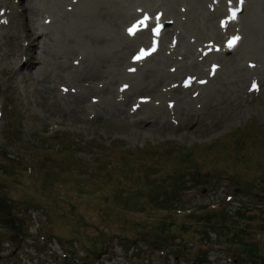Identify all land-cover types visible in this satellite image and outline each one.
<instances>
[{
  "label": "rangeland",
  "instance_id": "374dc122",
  "mask_svg": "<svg viewBox=\"0 0 264 264\" xmlns=\"http://www.w3.org/2000/svg\"><path fill=\"white\" fill-rule=\"evenodd\" d=\"M242 1L236 31L244 44L202 64L205 76L209 62H219L220 74L192 103L200 116L187 121L175 109L190 102L192 90L177 94L182 101L176 94L154 98L157 89L142 92L138 77L164 57L170 59L166 73L175 74L176 64L188 65L177 78L196 73L197 49L222 41L223 33H185L177 52L164 48L124 78L118 73H127L135 47L125 57L115 51L127 23L109 28L95 17L72 21L81 0H0V10H8L0 17L8 23L0 28V264H245L255 258L264 264V0ZM197 2L200 14H213L208 25L218 28L226 2L190 3ZM180 7L174 6L181 13ZM186 16L168 14L176 21L165 45L182 34L176 22ZM246 22L254 27L250 33ZM35 28L49 35L46 51L27 39ZM87 30L106 43L87 40ZM184 43L194 57H186ZM247 61L259 71L241 74ZM54 70L67 80L48 79ZM253 79L260 93L249 92ZM174 81L159 84V91ZM95 88L111 89L114 98ZM84 89L91 91L73 110L68 96ZM138 95H150L149 101L134 111ZM112 102L133 123L120 127L112 120L119 109L107 105ZM147 114L161 119L159 131L152 132L149 121L134 125ZM237 240L246 250L257 245L256 255L241 256Z\"/></svg>",
  "mask_w": 264,
  "mask_h": 264
},
{
  "label": "bare ground",
  "instance_id": "6f19581e",
  "mask_svg": "<svg viewBox=\"0 0 264 264\" xmlns=\"http://www.w3.org/2000/svg\"><path fill=\"white\" fill-rule=\"evenodd\" d=\"M196 1H198V0H182V1H180V0H161V3L159 4V7L162 6L164 8V11L165 12H164L163 17H164V19L166 21H167L168 14L170 16H175L177 18H178L179 15L181 17V14H188V17L187 16L185 17L186 21H182L181 20L179 22H176L177 26L175 27V30H177V29H179L180 31L182 30V34L179 33V34H177L178 36H176V38H179V37L182 38V39L180 38V40L178 39L179 40V44L178 45H180V42L181 41L183 42V40H184L183 35L185 33H186L185 34L186 36H188V34H195V35L198 34V35H200V33L203 32V31H204V34L207 33V35H210V33H212V32L213 33L211 35H215V34L221 35L222 34L219 28H216V27H213V26L211 27V26L208 25V21L210 23L213 21V17H212L213 14L212 15L210 13L209 14H206V15L204 13H201L200 14V10H199L200 9V4H198V2L195 3L194 4V7H193V5L191 3H194ZM157 2H158L157 0H81V6L79 8V11H77L76 15H70V16H73V19L74 20L72 19V21L81 20V22L84 21V20H86V19L89 20V19H92V18L95 17L96 18V21L106 22V27H109V28H118L119 27L120 28L122 24L127 23L129 21L131 22L134 18H135L134 19L135 21H137V20L140 19V17H138V13H137V10L138 9L145 8V9H147L145 12H150V13L152 12L153 13V11H148V10L153 9V7L155 5H158ZM185 2L186 3L188 2L191 7L186 6L185 5L186 4ZM214 2H217V0H212L211 5L212 4L215 5ZM175 4L177 6H181L180 7L181 13L178 11V9H177V11L175 10V8H174ZM226 7H227V5H226ZM223 9L224 8L222 7V11H223ZM158 10L161 11L162 9H158ZM184 11H186V12L183 13ZM222 11H220V13H222ZM162 12H163V10H162ZM50 14L53 15L52 13H50ZM67 15L68 14L65 13L64 19L66 17H68ZM227 16H228V12H227ZM170 18L176 20V18H173V17H170ZM241 18H242V14L239 16L238 23H236V24L230 23L227 26L226 32L228 30H231V29L235 28V31L234 32H237V33H239L241 35L240 32L236 31V28L239 26V24H241ZM64 21L65 20H62L63 23H64ZM187 21H190V24L189 25L186 24ZM242 24H243L244 31L247 32V33H250L251 32V29L253 30V28H254L250 24V22H246V23H242ZM262 26L264 27V25H262ZM0 28H4V27L1 26ZM255 28H258V27L256 26ZM38 30L39 29L35 28V29H33L32 32L28 33L27 34V39L29 41H31L32 45H34L36 47L39 46L40 47V50L42 49V52H43V51H46L45 48L47 46V42H48L49 35L47 33L37 32ZM170 31H171L170 29L166 28L162 32V36H161V40H163L162 41V49L164 48V44L166 43V42H164L165 41V37H166L167 34L170 33ZM87 32H82L83 33V37H86V39L89 40L90 42L95 43L97 45H103V44L106 43L107 40H104L103 38H96L88 30H87ZM37 35H39L40 38ZM163 35H164V38H163ZM44 36H45V39L43 38ZM6 37H9L10 38V36H7V35H6ZM151 37H152V35L150 36L149 35V32H147V31H145V32L143 31L141 33H136V36H135L134 39L129 38L125 34V38H122V41L119 44L118 49L115 51V53H123L124 54V57H125L126 54H128L135 46H137V45L139 46L140 44H145L144 42H146V41H147L146 44H148V41H149V39ZM197 37L200 38V36H197ZM239 37H241V39H242L241 42L239 43L238 47L236 49H234L233 53H230V54H235L243 46V44H244L243 35H241ZM174 38L175 37L172 36L171 37V41ZM229 38H231V37H228V39ZM40 40H43V41H40ZM161 40H160V43H161ZM238 40H239V38L237 40H235V42H238ZM68 41L71 44H74V45L77 43V40H75L73 38L68 39ZM208 42H210V41H208ZM41 44H42V46H41ZM170 44H171V42H170ZM151 48L152 47L150 46V48L147 49L148 52H149V50ZM165 48L167 49V45H165ZM184 49H186V53H184V54L186 55L187 58H192V57L195 56L194 53L192 52V50H193L192 45H190V44L186 45L184 43ZM170 50H171V52H172V50H174V51L177 52V48H174V47L173 48L171 47ZM244 52L246 53L245 55L248 54L246 51H244ZM217 57H219V54H211L206 59H203V61H201L200 63L199 62H193L191 66L193 67V70L196 71V73H193V74H185L181 78H177V77L179 75H181V73H183V72H178L177 70H179V71H183L184 69L186 70V68H188V65H185V64H182V65L180 64L179 65L178 64L179 66L177 68V64H176L174 66L175 71H170V72H174L175 74L166 73L165 72V69H164V65H165V63L169 62L170 59H168L167 57H164L163 59H161L160 61H158L156 64H154L150 68V70H148L146 73L144 72L143 74H141L138 77L139 80L136 83V87L139 88L142 92H148V94H150V95H151V93H154L155 90L157 89V91L155 92V94H153L154 95V98H155V96L156 97H158V96L159 97H163V96H175V94H176L177 100L178 101H182L183 99H181V98L186 99V97H184V96L183 97H180L177 94H184L186 92V90H184V89L174 90V89L168 88V90H163V92H165V93H161L159 91V89H158V85L160 84V86H163V84H165V83H167V82H169V81H171L173 79H175L174 82H176V84L172 85L173 87H176V85L188 81V79L191 82L198 83V81L201 78L200 76L204 74V70H202V67H203L202 64L205 63L207 60L209 61L210 59H212V58L215 59ZM37 59H38V61L36 60L34 62V64L36 65V64L39 63L40 66H41V64H42L41 60L39 58H37ZM153 60L155 61V56L153 58H151V59H150V57H148V59L146 60L147 62H145V63H142V62H140L141 60L139 61L137 59V62L138 63H137L136 66H138V65H139V67L142 66V65L145 66L146 63L148 65ZM211 62H215V61H211ZM248 62H251V61H248ZM248 62H247V64H248ZM32 65H33V63H32ZM35 65L32 67V69L34 68L36 71H38V67H35ZM194 68H196V69H194ZM57 69L60 70V72H61L62 67H58ZM56 70H54V72H52V71L47 72L48 73V74H46L47 75V78L48 79H52V78L55 77L56 79H60L61 81L67 80L64 76H62L61 73L57 72ZM208 70H210V67L208 68ZM239 71H240L241 74L243 72L244 73V76H246L248 74H251V71L252 70H250L248 68L247 69L241 68ZM258 71H259L258 68H255V71L253 70L252 73L258 72ZM154 73H156L158 76H155ZM83 74L78 75L77 77L79 78V76L81 77ZM88 74H92V71H90V69L88 70ZM219 74H220V71L217 72L216 75H219ZM118 75H120V76H122L124 78H131V77L134 76V75H130L128 73L121 74V70H120V73H118ZM90 76H95V75H90ZM239 77L240 78H243V76H239ZM28 78H30V79L33 78L32 71H30L28 73ZM93 83H94L93 85H95V82H93ZM129 87H128V89H129ZM207 87H208V84L205 85V86L199 85V87H197L196 91H199L201 93V91L204 90ZM90 88H92V87H90ZM94 90H95V92L97 91L96 93H98L100 96H102V98H105L106 96H110V98H114V92L111 93L110 92L111 89H109V88H106L104 90H102V89H98L97 90L95 88ZM90 91H91L90 89H84L83 93H81L80 95H69L68 96V99L70 100V105L72 106V109L73 110L75 108H77V107L79 108V106L84 101V97H86L85 95L87 93H89ZM137 91L138 90L134 89L133 90V93L134 94H132V95H136L135 93H137ZM161 91H162V89H161ZM50 93L53 94V91H50ZM110 93H111V95H110ZM150 95H148V97ZM125 96H128V95H125ZM138 96L139 97H147V96H143V95H138ZM144 99H146V98H144ZM195 100L196 99H191L190 102L182 101V102H184L182 104V107L180 108V110H178L176 108L175 109V111H176L175 114H178V116L180 115V118H183V119L185 118L187 121H189V118H190V116L192 114L195 115L196 117H199L200 114H201V113H199L200 111H197L195 109L194 110L192 109L193 108L192 107V103H194ZM114 102L107 104L109 106H116L117 109L119 108L117 110V113L116 112H115V114L112 113V117H113L112 120H115V122L120 127L126 126V124H128L129 122H132L133 123L132 117H128L127 115H124V113H122V111H121V109H122L121 108V105H119L118 103L115 104ZM121 104H125V103H121ZM109 106L105 107L104 110H107V108ZM230 106H234V105H231L230 104ZM208 107H210V105H208ZM151 110H154V109H152V107H151ZM166 113H167L166 110L164 112H163V110H161L160 112H158V114H160V115H162V114L165 115ZM145 121L146 122L149 121L150 128H151L150 130L152 132L159 131L161 129V127L163 126L162 125L163 122L161 121L160 118L155 117L153 119H150V116L148 114H147V116L145 118H143L142 121H138V122L137 121H134V125H138L140 127V126L143 125L141 123H143ZM164 124H166V122H164ZM194 132H197V131L194 130Z\"/></svg>",
  "mask_w": 264,
  "mask_h": 264
},
{
  "label": "snow or ice",
  "instance_id": "6c2138e0",
  "mask_svg": "<svg viewBox=\"0 0 264 264\" xmlns=\"http://www.w3.org/2000/svg\"><path fill=\"white\" fill-rule=\"evenodd\" d=\"M241 2H242V0H241ZM232 15H233V18H235V15H236L235 12H233ZM141 24H143L146 27V20L145 21H141ZM138 30H139V26H136V27H134L132 29H129V32H130V34H135V32L138 31ZM154 34L158 35L159 34L158 30H154ZM237 39H238V37L234 38V40L232 42H230L229 46L230 47L233 46L234 43H235V40H237Z\"/></svg>",
  "mask_w": 264,
  "mask_h": 264
},
{
  "label": "trees",
  "instance_id": "16d2710c",
  "mask_svg": "<svg viewBox=\"0 0 264 264\" xmlns=\"http://www.w3.org/2000/svg\"><path fill=\"white\" fill-rule=\"evenodd\" d=\"M179 183H180V182H179V180H178V181L176 182V185H177L176 188L179 187ZM252 248H253V249H252V252H253V253H256V251L258 250L257 245H253Z\"/></svg>",
  "mask_w": 264,
  "mask_h": 264
}]
</instances>
